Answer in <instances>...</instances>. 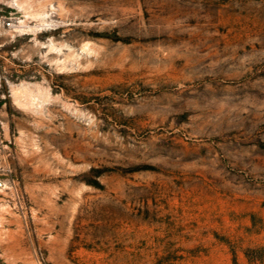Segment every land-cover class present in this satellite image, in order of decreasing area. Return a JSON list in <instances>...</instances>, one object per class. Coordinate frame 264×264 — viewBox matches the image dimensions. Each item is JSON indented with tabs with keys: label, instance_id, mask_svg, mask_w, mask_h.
I'll return each instance as SVG.
<instances>
[{
	"label": "rangeland",
	"instance_id": "1",
	"mask_svg": "<svg viewBox=\"0 0 264 264\" xmlns=\"http://www.w3.org/2000/svg\"><path fill=\"white\" fill-rule=\"evenodd\" d=\"M0 16V264H264V0Z\"/></svg>",
	"mask_w": 264,
	"mask_h": 264
},
{
	"label": "built area",
	"instance_id": "2",
	"mask_svg": "<svg viewBox=\"0 0 264 264\" xmlns=\"http://www.w3.org/2000/svg\"><path fill=\"white\" fill-rule=\"evenodd\" d=\"M0 29L15 31L13 22L5 16H0ZM0 142L2 143V141ZM0 155H4L5 158L9 155L5 147L0 148ZM18 190V180L11 176L9 165H6L5 159L0 160V191H9L12 194L18 195Z\"/></svg>",
	"mask_w": 264,
	"mask_h": 264
}]
</instances>
